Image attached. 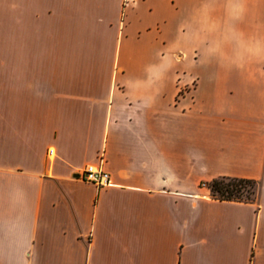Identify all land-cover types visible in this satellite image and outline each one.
I'll list each match as a JSON object with an SVG mask.
<instances>
[{"label":"crops","instance_id":"0c3cea01","mask_svg":"<svg viewBox=\"0 0 264 264\" xmlns=\"http://www.w3.org/2000/svg\"><path fill=\"white\" fill-rule=\"evenodd\" d=\"M0 264H264V0H0Z\"/></svg>","mask_w":264,"mask_h":264},{"label":"trees","instance_id":"16d2710c","mask_svg":"<svg viewBox=\"0 0 264 264\" xmlns=\"http://www.w3.org/2000/svg\"><path fill=\"white\" fill-rule=\"evenodd\" d=\"M211 195L221 201L252 202L259 192V182L248 179L218 178L206 184ZM252 187V188H251ZM251 188L252 190H249ZM254 195V199L244 195ZM246 196V195H245Z\"/></svg>","mask_w":264,"mask_h":264},{"label":"built area","instance_id":"2783aa9c","mask_svg":"<svg viewBox=\"0 0 264 264\" xmlns=\"http://www.w3.org/2000/svg\"><path fill=\"white\" fill-rule=\"evenodd\" d=\"M53 150H49V154H52ZM79 176L86 182H91L100 186L111 184L110 175L105 171L103 167V157L99 164H89L85 166L80 172ZM206 186V184H203Z\"/></svg>","mask_w":264,"mask_h":264},{"label":"rangeland","instance_id":"374dc122","mask_svg":"<svg viewBox=\"0 0 264 264\" xmlns=\"http://www.w3.org/2000/svg\"><path fill=\"white\" fill-rule=\"evenodd\" d=\"M41 36H42V38H41ZM54 41H55V42H54L55 44H60V43H61V38H60V37H55ZM38 43H43V44L46 43L45 34L40 35V38H39V40H38ZM251 188H252V187H251ZM251 188H249V190H252ZM245 195H246V196H245ZM245 195H244L245 198H246V197H249L250 199H254V198H255L254 195H248V194H246V193H245Z\"/></svg>","mask_w":264,"mask_h":264}]
</instances>
